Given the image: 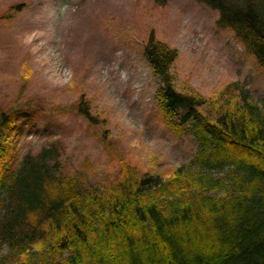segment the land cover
<instances>
[{
  "label": "trees",
  "instance_id": "1",
  "mask_svg": "<svg viewBox=\"0 0 264 264\" xmlns=\"http://www.w3.org/2000/svg\"><path fill=\"white\" fill-rule=\"evenodd\" d=\"M197 1L264 70V0ZM143 52L166 127L198 143L192 161L167 180L141 173L81 95L71 107L98 127L116 174L93 183L92 163L71 168L59 142L8 164L18 116L1 110L0 264H264V110L238 82L208 97L178 90V52L154 32Z\"/></svg>",
  "mask_w": 264,
  "mask_h": 264
},
{
  "label": "rangeland",
  "instance_id": "2",
  "mask_svg": "<svg viewBox=\"0 0 264 264\" xmlns=\"http://www.w3.org/2000/svg\"><path fill=\"white\" fill-rule=\"evenodd\" d=\"M219 16L197 0H0V111L18 116L7 163L59 142L71 168L92 163L93 183L116 174L98 127L71 107L85 95L107 120L118 153L141 173L169 179L198 143L163 121L161 81L143 52L151 32L178 52V90L190 85L208 97L238 82L264 110V70L232 30L217 25Z\"/></svg>",
  "mask_w": 264,
  "mask_h": 264
}]
</instances>
